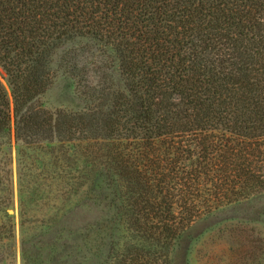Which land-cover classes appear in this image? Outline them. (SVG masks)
Segmentation results:
<instances>
[{"label":"trees","instance_id":"trees-1","mask_svg":"<svg viewBox=\"0 0 264 264\" xmlns=\"http://www.w3.org/2000/svg\"><path fill=\"white\" fill-rule=\"evenodd\" d=\"M59 49L76 110L39 102ZM0 70V264L16 203L20 231L57 226L20 264H171L195 220L264 194V0H0Z\"/></svg>","mask_w":264,"mask_h":264},{"label":"rangeland","instance_id":"rangeland-1","mask_svg":"<svg viewBox=\"0 0 264 264\" xmlns=\"http://www.w3.org/2000/svg\"><path fill=\"white\" fill-rule=\"evenodd\" d=\"M69 47H66V49ZM63 49L57 50L52 64L54 79L45 92L39 96L40 104L49 111L62 108L66 110H76L82 106V99L76 93L72 80L64 73L59 66V57ZM0 78L7 91L9 88L0 70ZM17 203L14 209L9 212L15 214L16 236H17V256L16 264H20V249L23 236L29 233L35 234L30 242L26 243L32 251H37L40 247H46L56 234L57 226H53L47 233H38L41 229L39 223L33 228H23L20 231V220L17 212ZM94 216L89 213L87 219ZM63 223L66 228L74 229L72 240L77 239L78 223L73 215L65 217ZM24 233V234H23ZM67 235V234H66ZM95 234L90 237L89 244L92 249L97 245L98 238ZM67 239V237H66ZM65 239V240H66ZM63 242V241H62ZM56 255L52 261L57 262L61 256L59 242H56ZM70 242L61 248L62 251L69 249ZM48 249V248H47ZM251 249L258 254L254 261L251 259H240V250ZM264 194L244 201H240L223 207L205 217L195 220L183 233L178 246L172 254L171 264H264ZM63 259V258H62ZM51 261V259H49ZM95 264V259L92 260Z\"/></svg>","mask_w":264,"mask_h":264}]
</instances>
